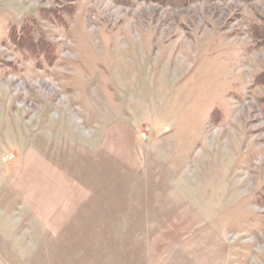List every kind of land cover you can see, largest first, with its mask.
<instances>
[{"label": "rangeland", "instance_id": "1", "mask_svg": "<svg viewBox=\"0 0 264 264\" xmlns=\"http://www.w3.org/2000/svg\"><path fill=\"white\" fill-rule=\"evenodd\" d=\"M51 8L63 25L41 15ZM28 19L57 46L50 65L4 40ZM250 24L264 28V0H0V216L19 153L55 126L88 138L124 124L141 149L136 172L106 157L98 168L133 224H0V251L48 253L46 264H264V84L251 85L264 47Z\"/></svg>", "mask_w": 264, "mask_h": 264}, {"label": "crops", "instance_id": "2", "mask_svg": "<svg viewBox=\"0 0 264 264\" xmlns=\"http://www.w3.org/2000/svg\"><path fill=\"white\" fill-rule=\"evenodd\" d=\"M136 143L133 129L124 124L102 127L99 133L88 138L78 129L53 127L48 139L38 140L19 153V161L5 180V189L12 200L10 203L7 200L10 206L0 216V224H17V233L19 224H47L49 230L56 227L61 230L68 224H98L97 227L133 224L130 206L123 205L120 210L117 204L116 209L117 191L114 194L113 189L104 188L103 177L99 175L102 171L98 168H102L106 157L107 162L117 164L124 171L136 172L141 158L138 152L141 149ZM14 241L18 247L19 235ZM31 243L43 245L50 240L40 238ZM48 261H52L48 253L0 251V264H46Z\"/></svg>", "mask_w": 264, "mask_h": 264}, {"label": "trees", "instance_id": "3", "mask_svg": "<svg viewBox=\"0 0 264 264\" xmlns=\"http://www.w3.org/2000/svg\"><path fill=\"white\" fill-rule=\"evenodd\" d=\"M115 5H131L135 0H110ZM144 1V0H143ZM149 2H154L160 5H165L169 7H182L190 3L198 1L213 2L215 0H145ZM241 1H251V0H241ZM67 15L69 17L73 16V6H67ZM41 15L44 18H48L57 24L63 25L64 17L66 16L65 11H62L64 16L60 17L59 10L55 8L51 9H41ZM63 18V19H62ZM36 31V26L34 25V20H25L22 25L17 29L11 26L4 38L5 41L10 42L14 45L15 49L20 53L21 57L26 60H32L37 67H43V65H50L53 60L56 59L57 46L46 39L41 32H38L40 36L34 37V32ZM247 32L250 36V40L254 43L253 49H258L264 47V28H259L255 24H250ZM264 84V71L255 75L252 79V86H260ZM250 86V87H252ZM218 111L212 115H218ZM264 116V109L262 110ZM213 122L211 117L210 123ZM255 203V202H253Z\"/></svg>", "mask_w": 264, "mask_h": 264}]
</instances>
